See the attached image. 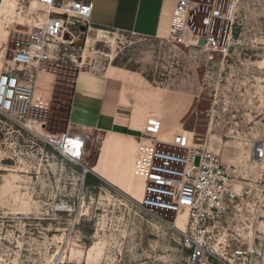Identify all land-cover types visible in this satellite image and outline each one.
<instances>
[{"label": "rangeland", "instance_id": "1", "mask_svg": "<svg viewBox=\"0 0 264 264\" xmlns=\"http://www.w3.org/2000/svg\"><path fill=\"white\" fill-rule=\"evenodd\" d=\"M236 6L241 22L236 53L223 64L215 61L216 57L210 60L189 32L181 39L161 40L80 26L84 31L79 28L80 33L74 34L64 55L52 60L48 72L38 75L44 89L36 113L46 121L44 132H67V108L78 72L106 75V70L117 66L131 72L126 76L128 81H117L119 88L127 86L131 101L121 112L127 118L123 122L128 123L134 109L144 111L153 106L146 104L149 92L148 98L159 103L155 115L162 114L160 107L169 106L164 114L171 118L156 119L158 123L150 126L147 122L145 130L134 129L139 131L135 137L139 142L201 144L226 166L237 167L242 176L258 172L251 145L264 138V66L259 64L264 58V0H238ZM37 16L30 0L22 7L21 0H2L0 66L5 51L10 53L21 31H28ZM98 30L114 33V38H96ZM89 34L94 37L91 41ZM48 89L52 92L46 96ZM83 132L87 139L78 165L39 144L30 160L24 153L29 147L22 140L11 147L15 152L9 151V158L0 156V210L21 212L8 215L13 221L11 229L15 234L21 230V236L8 244L7 252L0 250V256H10L17 264H43L46 240L53 236L69 241L70 257L77 262L72 264H184L182 247L132 198L138 195L135 179L132 192L126 193L84 170L83 164L95 162L104 133ZM9 136L8 144L14 139L13 134ZM242 176L235 182L264 178V174ZM140 190L143 194V180ZM72 224L68 237L66 228Z\"/></svg>", "mask_w": 264, "mask_h": 264}, {"label": "built area", "instance_id": "2", "mask_svg": "<svg viewBox=\"0 0 264 264\" xmlns=\"http://www.w3.org/2000/svg\"><path fill=\"white\" fill-rule=\"evenodd\" d=\"M35 1L47 17L28 31H21L10 53L6 51L0 72V156L9 158L7 153L15 152L11 147L22 140L29 147L24 153L30 160L35 157L33 148L39 144L78 165L80 161L63 149L72 134L44 132L46 121L36 113L42 99H35V88L39 73L48 72L52 60H59L68 50L70 41L63 39L64 32L74 36L80 33V26H90L93 0ZM237 1L175 0L168 39H181L184 31L189 32L210 60L216 57L215 61L223 64L236 53L234 45L241 27ZM24 4L26 0H21V7ZM1 7L2 0L0 13ZM12 134L14 139L8 144ZM251 157L264 164V138L253 143ZM136 163L144 172L139 208L182 247L184 264H264V178L244 179L237 189V177L218 155L201 144L141 145ZM20 214L0 210L3 252L21 236V230L15 234L11 229L13 221L8 215ZM73 226L66 228L68 237ZM54 238L46 240L43 264L74 263L66 237ZM0 264L17 261L2 255Z\"/></svg>", "mask_w": 264, "mask_h": 264}, {"label": "crops", "instance_id": "3", "mask_svg": "<svg viewBox=\"0 0 264 264\" xmlns=\"http://www.w3.org/2000/svg\"><path fill=\"white\" fill-rule=\"evenodd\" d=\"M174 4L175 0H93L90 26L130 32L142 37L168 39L172 27ZM99 35L101 38L108 36H111V40L114 38V33L104 30H98L95 37L99 38ZM87 39L91 41L94 37L89 34ZM113 67L115 69L112 71L106 70V75L88 71L78 72L67 108L68 134L77 135L84 141L87 139L83 132L85 130H93L110 136L137 138L139 131L134 129L139 127L132 125L133 116L131 119L129 117L128 123L122 121L127 118L123 117L121 112L124 108L130 107L131 101L127 95V86L122 85L119 88L117 82L118 80L128 81L126 76L131 72L117 66ZM37 79L35 99L39 98L44 89L42 78L39 76ZM51 92L50 89L45 90L46 96L51 95ZM123 102L125 106L121 104ZM99 154L100 150L92 165L83 164L84 170L87 169L110 183L108 174L96 173L90 169L97 164ZM120 158L118 151L110 152L108 159L112 160L113 165L109 167L117 170L128 169L132 166V163ZM120 178H122L121 175Z\"/></svg>", "mask_w": 264, "mask_h": 264}, {"label": "bare ground", "instance_id": "4", "mask_svg": "<svg viewBox=\"0 0 264 264\" xmlns=\"http://www.w3.org/2000/svg\"><path fill=\"white\" fill-rule=\"evenodd\" d=\"M38 7L39 6L35 0L30 1V8L36 9L38 11V17L36 20H34V23L40 24L43 22V20L46 19L47 13H45L41 8H38ZM53 11H55V10H53ZM185 33H187V32L184 31L183 34L187 35ZM72 38H73V35L69 31L64 32V38H63L64 40L70 41V40H72ZM99 38H101L100 35H99ZM185 38L187 39L188 36H185ZM83 53L85 56V45L83 48ZM5 54H6V51H5ZM4 57H3V61H4ZM3 61H2L1 66H0V72H1L2 65H3ZM259 64L261 66L262 65L264 66V58L259 62ZM37 80H36V84H37ZM149 95H150V92L146 98L147 99L146 104L147 105L153 104V106L152 107H150V106L145 107L144 111H141V110L139 111L137 109H134L133 114H132V116H133L132 125L135 127L142 128L144 130H145V127L147 125L146 124L147 122H148V126H150L153 122L158 123V121H155L156 119H167L168 117H170V116H166V114H164L166 111H169V106L160 107V112L162 114L159 116L155 115V112H157L156 110L159 106V103H155V100H150V98H148ZM121 104L123 106L126 105V104H124V102ZM150 108L152 109V113L149 110ZM176 116H177V114L174 117H176ZM70 138H71L69 140L70 142L67 144L66 147L63 148L64 152L67 155L72 156V157L79 160V159H81L83 150L85 148V141L83 139H81L79 136L74 135V134H72V136H70ZM99 140H101V146H100L101 148H100V154L98 157V162L96 165H94L90 169L96 173L106 174V175L108 174L107 176L109 177L110 183L112 185L116 186L117 188L121 189V190L125 189L124 192H126V193H128L127 191L132 192L131 182L134 181V179H135L137 182L138 195L134 194L132 196V198L139 203L142 200L143 194H144V176H143V171L141 169L137 168L136 152L141 147V145H149V144H151V142L146 144V143H142L140 141L141 142L140 143L138 140H136L134 138H125L123 136H110V135H104V136H102V139H99ZM148 141H149V139L145 138V142H148ZM255 141L252 142V145ZM252 145H251V150H252ZM114 151H118L121 155L120 159L129 161L130 163H132V166L128 169L122 168V169H117V170H114L111 167H109V165H113V163H112L111 159H108V155L110 152H114ZM252 160H253V158H252ZM253 161L256 164V168L258 169V172L256 171L252 175L242 176V175H240L238 168L235 166L236 168L232 169L230 164L228 165L229 171L235 177L252 176V178H256L258 176L263 175L264 174V164L259 163L255 160H253ZM85 170L87 171V169H85ZM111 171H113V172H111ZM107 172H109V173H107ZM120 175L122 178H120ZM142 180H143V194H141V190H140V185H141ZM241 185H242V181L235 182V186L237 189H239ZM23 209L26 210L27 207H24ZM89 256H90V251H88L87 258Z\"/></svg>", "mask_w": 264, "mask_h": 264}, {"label": "water", "instance_id": "5", "mask_svg": "<svg viewBox=\"0 0 264 264\" xmlns=\"http://www.w3.org/2000/svg\"><path fill=\"white\" fill-rule=\"evenodd\" d=\"M80 30H81V31H84V27H81ZM200 44H203V41H200ZM198 161H199V158L196 157L195 163L197 164Z\"/></svg>", "mask_w": 264, "mask_h": 264}]
</instances>
